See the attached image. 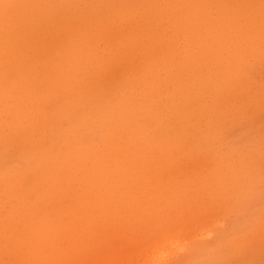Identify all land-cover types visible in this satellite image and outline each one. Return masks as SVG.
<instances>
[{"label":"rangeland","instance_id":"rangeland-1","mask_svg":"<svg viewBox=\"0 0 264 264\" xmlns=\"http://www.w3.org/2000/svg\"><path fill=\"white\" fill-rule=\"evenodd\" d=\"M0 264H264V0H0Z\"/></svg>","mask_w":264,"mask_h":264},{"label":"bare ground","instance_id":"bare-ground-1","mask_svg":"<svg viewBox=\"0 0 264 264\" xmlns=\"http://www.w3.org/2000/svg\"><path fill=\"white\" fill-rule=\"evenodd\" d=\"M165 243V242H164ZM174 243V242H173ZM171 244H172V242H171ZM163 246V245H162ZM170 248V247H169ZM164 250V249H163ZM157 252V251H156ZM153 254H155V250H154V253ZM168 254V253H167ZM160 255V254H159ZM166 256V255H165ZM169 256V255H168ZM159 257V256H158ZM151 258H155V257H151ZM167 259V258H166ZM151 260V259H150ZM157 261V260H156ZM157 263H158V261H157Z\"/></svg>","mask_w":264,"mask_h":264}]
</instances>
